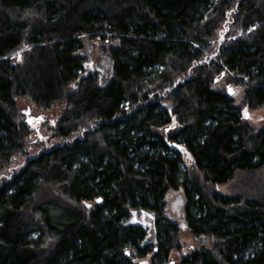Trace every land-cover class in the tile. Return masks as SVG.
<instances>
[{"label": "trees", "instance_id": "obj_1", "mask_svg": "<svg viewBox=\"0 0 264 264\" xmlns=\"http://www.w3.org/2000/svg\"><path fill=\"white\" fill-rule=\"evenodd\" d=\"M82 36L119 41L105 87L78 80ZM223 74L240 104L211 88ZM17 97L66 107L49 129L58 143L36 157ZM242 107L264 108V0H0V172L28 158L0 185V264H166L172 252L178 264H264V181L251 195L215 191L264 171V129ZM179 189L199 244L188 254L164 212Z\"/></svg>", "mask_w": 264, "mask_h": 264}, {"label": "rangeland", "instance_id": "obj_2", "mask_svg": "<svg viewBox=\"0 0 264 264\" xmlns=\"http://www.w3.org/2000/svg\"><path fill=\"white\" fill-rule=\"evenodd\" d=\"M227 32L225 30L222 31L220 34L221 42L225 40L227 37ZM82 41V47L78 49L76 52V55L79 56L82 60L83 64V70L80 74V77L78 80H80L82 77H85L91 73H95L98 81V85L100 87H105L108 83H110L112 76H113V62L112 58L109 52V46L111 45H117L119 43L118 40H102L100 37L91 40L87 37H81ZM27 48H22L17 53H15L14 60L18 58V55L24 52ZM213 90L217 91H224L227 92L229 89L232 90L233 94H229L235 101L234 104H240L243 99V90L241 87L235 86L232 82H230L229 74H223V75H216L214 79V83L211 87ZM73 89H76V86H73ZM228 93V92H227ZM17 106H18V113L20 114L21 121L26 123L27 125V116L26 112L30 111L31 117H43V122L40 123V126L36 129L31 128L29 125H27L32 132L28 136L26 140L27 149L29 152V157H36L41 151L45 149L52 148L55 146L58 142L52 138V132L50 129L51 126H54L55 123L59 122V120L64 116L66 107L64 104H55L53 105L49 110H43L39 108L34 102L29 101L28 99L24 97H17ZM166 105H170L169 101H165ZM242 111L246 107H242ZM174 117V116H172ZM245 117V114H244ZM247 117L246 121H248L253 128L256 130L264 129V108H259L256 110H247ZM175 119V117H174ZM172 123H169L166 127L171 126ZM175 130V128L173 129ZM171 130V131H173ZM169 132V131H168ZM166 132V133H168ZM173 145H179L180 148L175 147L178 150H181L182 148L185 149L184 143H181L180 141H173ZM182 151V150H181ZM183 152V151H182ZM182 161H181V168L183 172H186L188 174H200L199 170L195 166V162L193 157L190 155V152H188L186 149L182 153ZM28 158H19L16 161H13L11 165L6 168L5 170L0 172V185L4 178L11 176L14 173H17L21 170V168L25 165V161L28 160ZM264 181V171H257V172H238L234 176V178L224 184L219 185L215 187V191L220 193L223 196L228 197H236V196H244V191L247 189H250L249 195H251L253 192V188L256 186L257 183H262ZM257 182V183H256ZM258 191H260V188H258ZM165 206H164V212L166 218L168 220L178 223L181 228H183V232L180 236V242L183 244L184 252L186 254L190 253L191 251L197 249L199 247L198 241L194 238L192 234H190L186 228H184L185 217H184V204H185V196L182 191V189L176 190V191H169L166 194L165 198ZM142 220V219H141ZM143 225L146 227H151L153 223V219L149 216H146L142 220ZM183 225V226H182ZM33 237H36V234L33 235ZM154 231L151 228L149 235L145 239V241L142 244L143 248H145L148 244L154 245ZM126 251H129V254H131L133 251L131 249H127ZM170 257L168 258L166 264L174 263L178 264L180 261L179 254H176L175 252H172L169 254ZM148 257L133 260L135 264H138L139 261L148 260L149 264L151 260V256L147 255Z\"/></svg>", "mask_w": 264, "mask_h": 264}, {"label": "water", "instance_id": "obj_3", "mask_svg": "<svg viewBox=\"0 0 264 264\" xmlns=\"http://www.w3.org/2000/svg\"><path fill=\"white\" fill-rule=\"evenodd\" d=\"M18 61L20 62L21 61V54H19L18 55ZM229 94H230V92L229 91H227ZM245 110H247L246 108L243 110V114H245ZM26 116H27V119H26V121H27V125H29L31 128H38L39 126H40V123H42L43 122V117L42 116H39V117H31L30 116V111H27L26 112ZM172 120H173V122H172V124H171V126H170V129H174V127H175V121H176V119H174V118H172ZM168 130H169V128H168ZM173 147H177V148H180V146L179 145H173ZM129 253H127V255H128ZM140 264H148V261H146V260H143V261H141L140 262ZM170 264H174V263H170Z\"/></svg>", "mask_w": 264, "mask_h": 264}, {"label": "snow or ice", "instance_id": "obj_4", "mask_svg": "<svg viewBox=\"0 0 264 264\" xmlns=\"http://www.w3.org/2000/svg\"><path fill=\"white\" fill-rule=\"evenodd\" d=\"M229 92H230V94H233L231 89H229ZM245 118H248V117H247V110H245ZM98 202H99V201H98ZM86 207H89V208H90L91 205H86ZM134 215H135V214H134ZM182 226H183V225H182Z\"/></svg>", "mask_w": 264, "mask_h": 264}, {"label": "flooded vegetation", "instance_id": "obj_5", "mask_svg": "<svg viewBox=\"0 0 264 264\" xmlns=\"http://www.w3.org/2000/svg\"><path fill=\"white\" fill-rule=\"evenodd\" d=\"M166 131H167V132L169 131L168 128H166ZM140 262H141V261H139L138 264H140Z\"/></svg>", "mask_w": 264, "mask_h": 264}]
</instances>
